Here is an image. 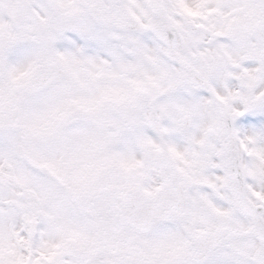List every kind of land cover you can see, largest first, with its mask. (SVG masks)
Wrapping results in <instances>:
<instances>
[{
    "label": "snow or ice",
    "instance_id": "6c2138e0",
    "mask_svg": "<svg viewBox=\"0 0 264 264\" xmlns=\"http://www.w3.org/2000/svg\"><path fill=\"white\" fill-rule=\"evenodd\" d=\"M0 264H264V0H0Z\"/></svg>",
    "mask_w": 264,
    "mask_h": 264
}]
</instances>
